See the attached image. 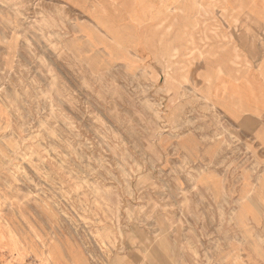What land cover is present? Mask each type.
<instances>
[{"label": "rangeland", "instance_id": "1", "mask_svg": "<svg viewBox=\"0 0 264 264\" xmlns=\"http://www.w3.org/2000/svg\"><path fill=\"white\" fill-rule=\"evenodd\" d=\"M258 5L0 0V264H264V157L210 98Z\"/></svg>", "mask_w": 264, "mask_h": 264}, {"label": "crops", "instance_id": "2", "mask_svg": "<svg viewBox=\"0 0 264 264\" xmlns=\"http://www.w3.org/2000/svg\"><path fill=\"white\" fill-rule=\"evenodd\" d=\"M258 6L257 9H264V5ZM251 18L264 31V14L260 16L253 14ZM243 52L244 48L240 43L229 44V46L226 44V48L219 51L215 59L225 61L228 65L233 61L230 66L234 69L240 66L239 64L243 65L244 61H251L253 68L246 77L235 74L234 78L233 76H223L219 80L212 81L210 98L222 116L228 120L226 125H229L230 129L254 132L253 137L256 145L264 157V49L259 50L256 62L248 59ZM242 99L247 100L248 107L240 106ZM218 182L217 178L210 176L207 184L214 188V186H218ZM254 184L260 189L258 193L263 196L262 200H264V191H262L260 184L258 182ZM259 205L260 208L264 209V202L260 201Z\"/></svg>", "mask_w": 264, "mask_h": 264}]
</instances>
